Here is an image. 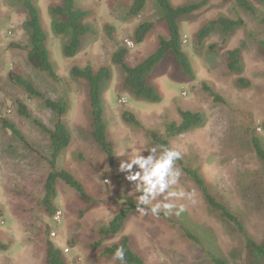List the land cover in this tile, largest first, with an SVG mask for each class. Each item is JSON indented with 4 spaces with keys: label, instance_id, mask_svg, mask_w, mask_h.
Instances as JSON below:
<instances>
[{
    "label": "rangeland",
    "instance_id": "1",
    "mask_svg": "<svg viewBox=\"0 0 264 264\" xmlns=\"http://www.w3.org/2000/svg\"><path fill=\"white\" fill-rule=\"evenodd\" d=\"M170 1L182 7L203 0ZM250 1L256 15L233 0H210L201 11L180 19L183 49L191 59L195 76L184 75L174 57L167 55L149 77L161 97L160 102L153 103L135 96L125 83L122 68L112 63V55L120 46L128 48L127 62L135 67L158 50L161 38L169 39L167 24L161 21L164 13L155 2L149 1L135 17L130 15L134 0H76L77 9L91 12L83 24L93 28L95 35L83 37L78 55L67 58L64 49L72 32L58 35L55 27L64 18L53 14L63 1L35 0L51 61L62 80L58 84L37 71L29 63L27 51L18 48L29 45L31 34L22 2L0 0V110L33 147L22 144L0 125V242L8 247L0 251V264H46L48 241L63 251L66 264H119L113 257L103 256L102 251L125 237L146 264H212L205 251L225 258L228 264H250L244 238L210 210L183 171L170 190H183L186 196L153 201L176 205L170 215H165V210L158 217L134 213L119 235L105 240L98 250L93 247L100 241V229L121 211L124 199L137 201L141 194L135 191L137 181L127 179L129 174L141 171L139 166L133 165L130 173L121 170V163L135 154L147 157L153 147L159 154L160 145L152 141L149 132L166 139V125L182 123L180 110L200 114L202 123L171 139L170 148L178 150L185 166L197 169L212 193L242 218L252 239L263 240L264 170L246 130L255 131L264 142V26L260 22L264 6ZM220 17L242 19L245 25L236 28L225 45L224 33L218 27L200 46L199 30ZM144 23H154V28L143 43L136 45L134 32ZM106 26L114 28L113 39L106 35ZM212 45L217 46L215 51L210 50ZM237 48H242V76L227 68V52ZM88 65L95 71L108 67L112 73L111 80L102 85V97L108 137L115 144L121 178L112 172L106 155L92 139L89 85L72 76L73 67ZM11 72L31 81L45 99L65 101L67 111L62 121L72 141L59 158L57 169L70 172L92 203L58 181L54 202L57 212L54 217L46 212L43 199L53 148L49 135L35 125L34 119L52 130L60 116L48 109L44 100L29 98L12 82ZM240 78L248 85H240ZM204 86L223 98L225 104L215 102ZM20 103L28 107L32 119L19 115ZM126 112L135 115L141 127L126 122ZM181 205L185 210L176 215ZM185 231L197 236L203 246L190 241Z\"/></svg>",
    "mask_w": 264,
    "mask_h": 264
},
{
    "label": "trees",
    "instance_id": "2",
    "mask_svg": "<svg viewBox=\"0 0 264 264\" xmlns=\"http://www.w3.org/2000/svg\"><path fill=\"white\" fill-rule=\"evenodd\" d=\"M20 1L27 12L28 27L31 34L29 45L18 48L27 51V59L29 63L37 71L46 74L54 83L59 84L62 80L57 75L51 61V54L47 46L48 37L43 29L38 6L36 5L35 0ZM62 1V6H58L53 9V14L64 18L63 22L56 25L55 31L60 36L66 34L68 31L72 32V39L69 45L65 47L64 53L67 58H75L81 49L83 37L87 35H95L93 28L83 24L84 20L91 16V12L77 9L76 0ZM149 1L155 2L162 9L164 15L161 21L167 24L170 33L169 39L161 38L158 50L135 67L130 66L127 62L130 54L129 49L121 46L118 47L112 55V63L122 68L125 74V83L131 87L137 98L158 103L160 102L161 97L157 89L149 83V77L167 55L170 54L174 57L177 65L180 67V71L184 75L194 78L195 75L191 59L183 49V40L179 21L180 19L207 7L210 0H203L198 4L182 7H175L170 0H134L133 6L130 10V15L135 17L139 16L144 11ZM233 1L240 8L256 15V9L252 1ZM255 2L264 6V0H255ZM260 22L264 26V18H261ZM244 25L245 23L242 19L231 20L226 17H220L216 20L210 21L197 33L198 44L202 46L204 42L215 33L216 29L220 27L224 33L223 44L225 45L228 41V36L231 35L236 28L243 27ZM153 28L154 23L141 24L134 32V43L136 45L143 43ZM105 32L107 36L112 39L114 38L115 30L113 27L106 26ZM209 48L211 51H215L217 46L212 45ZM261 48L264 51V41L261 42ZM227 60L228 71L238 76H242L244 73L242 48L228 51ZM72 76L76 79L85 81L89 85L92 139L106 155L112 172L117 178H121L117 169L115 144L111 142L108 137V128L104 118L105 106L102 97V85L111 80V70L108 67H101L98 71H95L94 68L89 65L85 68L73 67ZM10 78L15 85L25 91L29 98H39L44 100L45 106L60 116L59 122L52 130L46 128L41 121L34 119L35 125L41 131L49 135L53 148L48 162L50 173L45 184V196L43 199V206L45 207L46 212L50 217H54L57 212L54 202L58 195V181H62L65 185L73 189L84 201L92 203L93 201L87 195L83 185L70 172L57 169L59 158L69 148L72 141L71 133L66 124L62 121V117L67 111L65 101L62 100L55 102L45 99L43 94L36 89L31 81L17 73L11 72ZM238 82L242 86L248 85L243 78H240ZM204 90L213 97L215 102L225 104L224 99L216 94L210 87L204 86ZM18 113L24 118L32 119L30 110L23 103L19 104ZM179 114L182 118V123L180 125H177L176 123L166 125V139L158 137L154 132H149V136L152 141L160 146L163 145L170 148L171 139L183 135L202 123V117L200 114L183 110H180ZM123 119L128 123L141 127L140 122L133 114L127 112L124 113ZM0 125L4 130L10 132L12 136L18 139L22 144L27 145L33 150V147L29 144L16 125L2 116L1 110ZM246 134L249 136L256 157L264 170V142L255 131H251L249 128L246 130ZM177 163L181 167L184 174L193 181L197 189L201 192L210 210L217 213L219 218L224 223L230 225L236 233L240 234L244 238L246 249L249 254L250 264H264V238L260 242L252 239L247 232L242 218L238 214L234 213L226 204L220 201L218 197L212 193L211 188L208 186L205 179L200 175L199 171L185 166L182 159L177 161ZM136 204L137 201L132 198L126 197L124 199V202L121 205V211L113 218L109 225L100 229L99 233L101 238L100 241L93 245L94 249H100L105 240L112 236H117L123 231L129 217L138 212L136 211ZM185 235L197 246H203L202 241L197 236L188 231H185ZM121 246L125 249L126 264H146L144 259L132 250L131 241L128 237L123 238L119 244L105 247L102 251V255L114 258L116 249ZM7 250L8 247L0 242V251ZM205 254L212 264H228L225 258L210 251H205ZM117 261L120 264V261ZM46 264H66L63 251L57 248L51 241L47 242Z\"/></svg>",
    "mask_w": 264,
    "mask_h": 264
},
{
    "label": "clouds",
    "instance_id": "3",
    "mask_svg": "<svg viewBox=\"0 0 264 264\" xmlns=\"http://www.w3.org/2000/svg\"><path fill=\"white\" fill-rule=\"evenodd\" d=\"M147 157L141 154H135L127 162H122L120 168L122 171L131 173L133 165H138L141 171H136L127 176L130 181H137L135 191L141 193L137 198L136 211L142 215L158 217L161 210H165V215H170L176 205L166 202H156L158 197H163L165 200L170 198H184L186 193L183 190H170L172 186L178 184L182 175V169L177 166L182 156L181 153L166 146H160L159 154L157 148L153 147L148 150ZM109 183V181H103ZM184 206L181 205L175 212L180 215L184 211ZM114 259L119 260L120 264H126L125 249L123 246L116 249Z\"/></svg>",
    "mask_w": 264,
    "mask_h": 264
}]
</instances>
